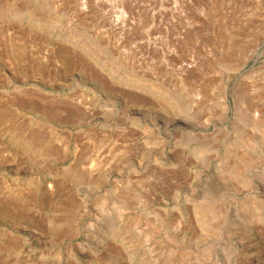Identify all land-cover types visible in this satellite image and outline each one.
<instances>
[{
  "label": "rangeland",
  "instance_id": "374dc122",
  "mask_svg": "<svg viewBox=\"0 0 264 264\" xmlns=\"http://www.w3.org/2000/svg\"><path fill=\"white\" fill-rule=\"evenodd\" d=\"M0 264H264V0H0Z\"/></svg>",
  "mask_w": 264,
  "mask_h": 264
}]
</instances>
